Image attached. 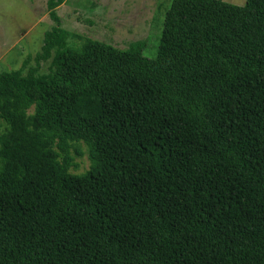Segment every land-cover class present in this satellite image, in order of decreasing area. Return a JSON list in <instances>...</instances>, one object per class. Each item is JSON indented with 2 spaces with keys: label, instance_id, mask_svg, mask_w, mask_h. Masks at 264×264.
I'll use <instances>...</instances> for the list:
<instances>
[{
  "label": "trees",
  "instance_id": "16d2710c",
  "mask_svg": "<svg viewBox=\"0 0 264 264\" xmlns=\"http://www.w3.org/2000/svg\"><path fill=\"white\" fill-rule=\"evenodd\" d=\"M66 1L0 72V264H264V0H172L156 57Z\"/></svg>",
  "mask_w": 264,
  "mask_h": 264
},
{
  "label": "rangeland",
  "instance_id": "374dc122",
  "mask_svg": "<svg viewBox=\"0 0 264 264\" xmlns=\"http://www.w3.org/2000/svg\"><path fill=\"white\" fill-rule=\"evenodd\" d=\"M47 0H0V72L17 70L29 55L41 51L45 33L56 23L49 17ZM172 0H67L58 9L61 26L82 38L125 49L145 40L146 54L156 57L163 23ZM244 5L247 0H224ZM79 42L81 38L73 39ZM81 42V41H80ZM32 66L35 61H32ZM30 66V65H28ZM85 154L77 158L75 173L90 167Z\"/></svg>",
  "mask_w": 264,
  "mask_h": 264
}]
</instances>
